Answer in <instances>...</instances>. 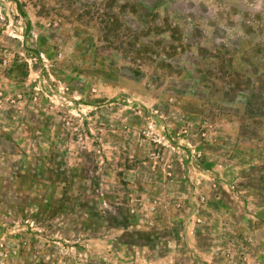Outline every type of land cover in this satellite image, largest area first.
<instances>
[{
    "label": "rangeland",
    "instance_id": "374dc122",
    "mask_svg": "<svg viewBox=\"0 0 264 264\" xmlns=\"http://www.w3.org/2000/svg\"><path fill=\"white\" fill-rule=\"evenodd\" d=\"M0 264H264V0H0Z\"/></svg>",
    "mask_w": 264,
    "mask_h": 264
}]
</instances>
